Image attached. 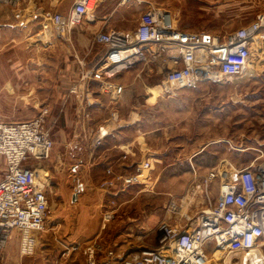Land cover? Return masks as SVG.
Listing matches in <instances>:
<instances>
[{"label":"rangeland","instance_id":"obj_1","mask_svg":"<svg viewBox=\"0 0 264 264\" xmlns=\"http://www.w3.org/2000/svg\"><path fill=\"white\" fill-rule=\"evenodd\" d=\"M73 1L26 0L19 7L0 4V120L16 122L45 113L46 126L54 140L50 158L39 163L49 179V201L44 228L35 234V256L18 257L19 237L15 234L0 249V264H82L79 250L63 256L62 243L83 246L97 241L125 254L144 245L154 246L159 223L169 221L185 226L186 215L194 217L204 206L201 193L193 188L208 171L222 170L224 178H234L235 170L242 167L264 169L263 58L248 63L247 75L174 89V123L178 127L174 128V144L148 140L140 131V121L144 127L160 125L155 105L169 104L172 99L160 94L161 75L142 63L118 76L126 83L119 104L120 125L124 139L134 140L132 166L142 157L149 159L150 177L143 184L113 195L99 190L101 177L92 175L89 162L83 161L85 165L80 167L78 164L82 163L80 154L85 151L83 145L91 127L107 112L109 98L97 83L90 82L88 88L94 91L88 96L91 115L85 117L82 107L87 101L81 94V85L76 94L69 92L79 83V61L87 64L93 52L99 51L98 45L91 44L95 30L83 23V30L74 27L67 34L54 35L48 43L41 44L36 39L42 9L65 12ZM144 1L119 4V0H107L98 6L97 15L100 10L111 9L108 25L128 31L136 25L147 2L174 10V0ZM208 1L201 0V4L208 5ZM215 2L224 8H237V14H231L233 9L223 10L220 15H191L187 8H192V0H175L182 26L229 31L250 21L256 9H264V0ZM245 11H249L247 15ZM187 122L196 132L189 139L178 134ZM209 140L213 142L207 145ZM184 145L188 152H182ZM190 152L196 154L190 156ZM73 165L77 170L72 169ZM4 169L5 162L0 157V175ZM174 203L179 207L176 210ZM108 208L114 214L105 221L103 214ZM260 249L264 253V244ZM210 263L225 261L221 255L215 258L212 254ZM259 264H264V257Z\"/></svg>","mask_w":264,"mask_h":264},{"label":"built area","instance_id":"obj_2","mask_svg":"<svg viewBox=\"0 0 264 264\" xmlns=\"http://www.w3.org/2000/svg\"><path fill=\"white\" fill-rule=\"evenodd\" d=\"M103 1L74 0L65 12L42 9L37 41L45 44L54 35H64L66 30L83 23H97L100 20L97 8ZM133 1L145 2L119 0V4ZM25 2L0 0V4L11 7ZM91 44L98 45L99 51L93 52L87 64L79 61L81 84L69 89L76 94L81 85V94L87 101L82 107L85 117L91 115L88 107L92 102L88 96L94 91L88 88L90 82L97 83L109 98L105 117L91 127L83 145L89 157H93L106 138L116 136L121 127L119 104L126 90V83L118 80L122 72L142 63L151 66L161 75V96H174V89L190 88L198 82L241 76L249 62L264 59V10L233 30L189 31L180 26L170 8L147 2L133 29H97ZM53 145L45 113L16 122L0 120V157L5 162L0 175V249L16 234L20 253L34 252L35 234L44 228L49 201V179L39 163L50 158ZM122 163L128 164L122 169ZM132 165L128 152L122 153L116 164L105 168L98 189L113 195L149 179L152 167L149 159L142 157L137 165ZM223 172L208 171L193 188L201 193L204 206L196 216H186L185 226L169 221L157 225L154 246L144 245L125 254L97 241L83 246L62 243L63 256L69 257L79 250L82 264H209L212 254L213 257L238 254L263 246L264 169L242 167L235 170L234 178H224ZM177 208L174 203V210ZM113 214L112 208L106 209L104 220Z\"/></svg>","mask_w":264,"mask_h":264},{"label":"crops","instance_id":"obj_3","mask_svg":"<svg viewBox=\"0 0 264 264\" xmlns=\"http://www.w3.org/2000/svg\"><path fill=\"white\" fill-rule=\"evenodd\" d=\"M107 0H104L103 2H105ZM193 1V6L192 8H187V14H191V15H199V16H205L211 13L214 14H218L220 15L221 12H223V10H233L231 14L236 15L237 13H234L237 11V8H224L221 7L220 3L215 2V0H209L208 1V5H204L203 2L201 4V0H192ZM206 1V0H205ZM157 4V3H156ZM234 4V3H233ZM236 4V2H235ZM160 5H164V4H160ZM179 4L175 5V0H174V10L170 7L172 11H174V14H176L178 20H179V24L182 28L189 30V31H199L196 28H193L192 26L187 25V27L182 26L181 23V18L179 16V14H181V12L178 14L176 10H179L180 7H178ZM173 7V5H171ZM264 9H256L253 13V16L258 12V11H263ZM251 11V10H250ZM249 11H245L243 12L245 15H247ZM112 10H100L99 11V18L101 20H98L97 23L90 25L93 29V31L100 29V28H112L108 25V22L106 21L107 18L109 16H112ZM108 15V16H106ZM242 15V14H241ZM106 16V17H105ZM81 30H83V26ZM79 27V28H80ZM239 26H236L230 30L236 29ZM88 30V28L86 29ZM200 30H205V29H200ZM208 31V30H207ZM92 32V31H91ZM90 32V33H91ZM86 34V33H85ZM85 34H81V35H85ZM89 33H87L88 35ZM171 102L169 104H161V105H155V111H158V115L155 116L156 118H158V120H160V125L158 124L157 126H155V128L151 127V126H143L142 121H140V131L142 133V136H144L146 139H151L154 138V140H158V143H169V144H174V134H175V129L174 128H178L176 126V124L174 123V96H171ZM108 110V109H107ZM106 115V114H105ZM105 117V116H104ZM103 117V118H104ZM142 119V118H141ZM140 119V120H141ZM101 121V120H100ZM99 121V122H100ZM98 122V123H99ZM147 122V121H145ZM187 125L185 127L181 126V132H178V134L180 136L186 137V139H189L190 137H193L195 135L196 132H194V126L190 123L187 122ZM122 127H120L121 129ZM118 130L116 136L114 137H108L106 138L104 144L96 151V153L93 155V157H89L88 155H86L85 153H81L80 154V158L83 159L82 163L78 164V166H82L85 165V163L83 161H88L89 164L91 165V171H92V175H97V178L100 176L102 177L105 171V168L109 165H114L116 164L117 161H119L120 156L122 153L124 152H128V157L129 160H132V152H133V143L134 140H129V139H124L125 137L122 135V129ZM203 131L199 132L200 135H203ZM145 139V140H146ZM188 141V140H187ZM213 142V140H209L206 142V144H211ZM182 152L185 151H189L188 147L185 148V145L182 146ZM190 156L195 155V152H190ZM73 155V154H72ZM78 156V155H77ZM89 159V160H88ZM126 164L128 163H122V169L123 166H127ZM72 169L75 171L77 170V166L73 165ZM124 169H127V167H124ZM132 168H128L127 170H131ZM19 254V255H18ZM11 257H14V254L11 253L10 254ZM18 257L22 258H34L35 256V249L34 252L32 254L29 255H23L20 253L19 251V245H18V252H17ZM1 257H4L3 255H1ZM17 257V256H16Z\"/></svg>","mask_w":264,"mask_h":264},{"label":"bare ground","instance_id":"obj_4","mask_svg":"<svg viewBox=\"0 0 264 264\" xmlns=\"http://www.w3.org/2000/svg\"><path fill=\"white\" fill-rule=\"evenodd\" d=\"M68 33V30H66V33ZM244 73L247 75L249 74V70L246 67ZM244 74V75H245ZM188 216V215H186ZM215 254H217V252H215ZM219 256V255H217ZM217 256H214L215 258H217ZM264 257V253L263 251L260 249V247H256L251 249L250 251H245V252H240L238 254H233L231 256V253L229 254H225L222 256L223 261H225V264H230L233 263L234 261H236L239 264H259L260 261H262V258ZM235 262V264H236ZM213 264V263H210Z\"/></svg>","mask_w":264,"mask_h":264},{"label":"water","instance_id":"obj_5","mask_svg":"<svg viewBox=\"0 0 264 264\" xmlns=\"http://www.w3.org/2000/svg\"><path fill=\"white\" fill-rule=\"evenodd\" d=\"M74 199H76V195H74V197H73Z\"/></svg>","mask_w":264,"mask_h":264}]
</instances>
